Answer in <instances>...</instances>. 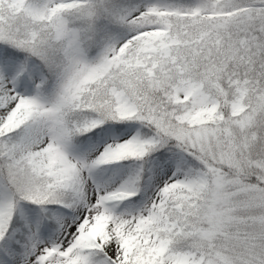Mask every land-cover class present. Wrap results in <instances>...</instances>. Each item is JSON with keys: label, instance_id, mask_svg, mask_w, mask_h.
Returning <instances> with one entry per match:
<instances>
[{"label": "snow or ice", "instance_id": "snow-or-ice-1", "mask_svg": "<svg viewBox=\"0 0 264 264\" xmlns=\"http://www.w3.org/2000/svg\"><path fill=\"white\" fill-rule=\"evenodd\" d=\"M0 264H264V0H0Z\"/></svg>", "mask_w": 264, "mask_h": 264}]
</instances>
